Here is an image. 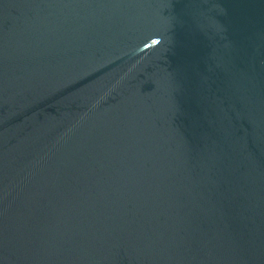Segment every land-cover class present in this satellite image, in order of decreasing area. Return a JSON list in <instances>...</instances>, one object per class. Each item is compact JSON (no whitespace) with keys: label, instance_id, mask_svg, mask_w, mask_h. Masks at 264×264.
<instances>
[{"label":"water","instance_id":"1","mask_svg":"<svg viewBox=\"0 0 264 264\" xmlns=\"http://www.w3.org/2000/svg\"><path fill=\"white\" fill-rule=\"evenodd\" d=\"M0 264H264V0H0Z\"/></svg>","mask_w":264,"mask_h":264}]
</instances>
